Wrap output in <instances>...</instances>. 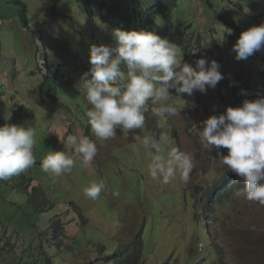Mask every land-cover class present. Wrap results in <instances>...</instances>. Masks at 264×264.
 Masks as SVG:
<instances>
[{
    "label": "rangeland",
    "instance_id": "374dc122",
    "mask_svg": "<svg viewBox=\"0 0 264 264\" xmlns=\"http://www.w3.org/2000/svg\"><path fill=\"white\" fill-rule=\"evenodd\" d=\"M55 1L57 9L52 11ZM115 1L0 0V118L3 124L34 126L36 128L37 149L35 148V155L41 160L50 150H64V143L60 141L59 136L66 139L68 135L75 132L82 136L87 135L97 141L98 153L94 160L101 164L102 170L111 182V190H117L116 193L105 189L106 196L101 195L97 200L86 198L83 189L88 186L89 177L84 174V171H88L90 176L92 174L88 167L80 166L61 177H56L61 182L63 191L71 192V197L73 196L77 202L81 203L77 205V210L84 213L85 227L90 226L87 233H78V236L81 237L80 240L97 243L98 238L95 234L97 226H100V232L103 233V237L99 236L101 243L105 236L107 243L116 241L114 242L116 245L132 242L143 232L144 258H146L147 264H163L171 258L174 263H177L178 258V264H198L201 260L200 255L196 252L184 251L185 244L182 240L190 246L196 238L194 226H198L203 221H200L197 215L194 217V213L201 204L200 199H207L206 190L214 188L212 183L221 176V171L225 168L220 160L213 159L215 152L209 153L203 149L198 128L206 116L214 115L215 109L220 114L226 108L211 89L206 94L201 93L195 102L197 110L196 107L191 106V103L184 108V101L171 96L170 100H175L178 107L177 115L169 118L152 116L147 121L146 127L143 130H135L134 134H123L117 129L114 138L107 141L97 140L91 132V126L85 115L90 105L80 94L76 85L80 76L91 67L89 62L91 44L99 45L100 41L113 48L116 47L112 37L113 31L101 30L107 27L101 19L108 11L109 5ZM145 1L152 5L159 0ZM177 1L178 5L175 9L183 12L186 17L192 16L181 25L182 27L192 19H194L192 21L193 29L208 28L213 23L211 19L203 15L207 8H202L198 0ZM212 1L217 9L222 10L224 7L230 6L229 0ZM256 2L257 0L244 2L248 9V16L260 13L262 4H259V7L254 10ZM178 16L181 15L175 12L170 21H176ZM87 26L91 27L90 36H87L86 33L84 35L82 32V30L85 31L84 27L87 31ZM94 33H97L95 37ZM177 36L180 37V34L177 35L176 32H173V42H177ZM206 36L208 35L206 34ZM93 37L97 42H92ZM206 40L210 41L208 38ZM230 49L215 59L222 67L221 72L224 68L230 70L233 75L240 72L254 73L256 70L264 68L261 57L255 58L253 55L247 60L237 61L236 53L232 51V48ZM195 56L205 57V54L197 52ZM46 57L53 65V72L59 73L58 77L61 83L59 88L64 105L52 102L47 97L43 98L38 93L36 81H39L42 74L47 71ZM172 94L175 95L174 90H172ZM182 98L188 101L190 97L184 94ZM208 103L210 105L206 108L205 104ZM185 114L190 116L189 120ZM158 120L162 127H157ZM149 130L156 135L167 137L163 144L165 151L176 146L194 156V167L187 183L181 181L177 174L173 182L176 180L178 186L173 188L170 186L172 182L165 184L159 180H153L148 175L150 157L142 145V138ZM75 159L79 161L80 157H75ZM94 160L89 164L92 167ZM37 177L46 186L48 180H42L41 178L44 176L41 174H38ZM49 182L52 188V180ZM32 184L35 185L32 193L38 197L36 187L39 186L43 192V186L38 181H27L24 183L27 186V192L31 191ZM187 186L190 191L188 197L184 194ZM170 187L173 189L165 191ZM80 192L82 193L79 194ZM15 194L9 195V197L14 198ZM145 198L150 202L149 204ZM9 199H0V264H43L46 257L42 255L46 252L52 254L50 256L51 264L85 262L88 256L83 250L80 251L78 258L77 250H69V253L64 250L61 253L57 252L60 247H56L57 242L54 240L59 214H61L63 223L75 219L74 223L65 226V228L70 234L77 232L76 216H79L77 210H70L68 216L66 215L67 204H62L60 212L56 210L51 218L41 212L40 218L44 222L40 223L39 218L21 215ZM238 199L243 201L242 197ZM180 200L182 208L189 202V207L183 208L184 218L180 210ZM203 205L204 202L201 206ZM220 206L224 210L220 215V225L215 227L213 224H208V228L215 237L217 245L223 248L227 254H232L236 264H244L243 250L239 247L240 222L247 210L244 206L237 208L233 200L222 203ZM44 208L45 210L49 209L47 206ZM20 227L23 228L20 229ZM138 233L140 234L135 237ZM43 234L44 240L42 238L34 239L35 235ZM60 240L58 245H73L72 242L75 241L65 237H61ZM76 242L79 247L85 246L84 242ZM50 244L52 246H49ZM112 249L110 247V251ZM96 255L95 253L91 254V256ZM206 259L207 261H203L201 264H216L215 253L211 262L205 254L204 260Z\"/></svg>",
    "mask_w": 264,
    "mask_h": 264
},
{
    "label": "clouds",
    "instance_id": "9594fccd",
    "mask_svg": "<svg viewBox=\"0 0 264 264\" xmlns=\"http://www.w3.org/2000/svg\"><path fill=\"white\" fill-rule=\"evenodd\" d=\"M163 1L171 4V1ZM198 1L200 3V0ZM208 1L212 3L209 4L214 7V10L209 7L208 3L201 2L202 8H207L203 15L214 22L216 11L220 9L215 8L212 0ZM229 1L237 2L240 0ZM259 4H262L260 13L249 15L256 18L257 21L255 22L258 26H252L243 31L237 42L230 47L236 53L235 59L237 61L247 60L253 55L258 58L264 52V0H257L254 10L259 7ZM244 7L247 14L248 9L245 4ZM175 12L181 15L176 19L180 25L192 17H186L183 12L177 9L172 11L171 17ZM193 20L183 27L181 26L180 33L186 31L188 25H192L193 29ZM106 26L105 29L101 30L113 31L112 37L116 47L113 48L100 41L99 45L91 44L89 47L91 67L80 76L76 85L80 94L85 97L88 105H90L85 115L91 126L92 134L99 141L114 138L117 129L123 134H134L137 129L143 130L152 116L169 118L178 114L177 104L175 100H170L171 96L184 101V108L191 103V106L196 107L197 110L198 107L195 102L201 93L206 94L209 89L213 90L214 95L220 98L226 110L218 114L219 111L215 109L214 115L206 116V119L200 122L198 129L200 130V142L203 149L209 153L215 152L213 159L220 160L225 168L221 171V176L212 183L214 188L206 190L207 199H200L201 204L204 202V205L201 206L200 204L194 213V217L197 215L203 223L194 226L187 221L195 227L196 238L190 246L182 240L185 244L184 251L198 253L201 257L198 264L207 261V259L204 260L205 254L211 262L214 253L216 264H236L233 255L227 254L223 248L217 245L215 237L208 228V224H213L215 227L220 225V215L224 212L220 204L233 200L237 208L244 206L247 210L240 222L239 247L243 250V262L244 264H264V74H262V69L256 70L254 73L240 72L231 75V71L224 68L221 72L222 67L215 60L217 59L215 57H211L213 60L210 62L206 55L200 57L194 54L187 57L188 53L184 51L182 43L178 40L179 36H177V42L172 41L173 32L164 34L160 29H153V31L143 28L123 30ZM208 28L198 27L193 30L199 31ZM258 51L260 52L256 53ZM236 76H243L251 82L250 85H256V88L252 90H255L253 94L256 99H245L240 106L236 102H232L226 80ZM222 82L224 96L219 95V85ZM172 90H174L175 95L172 94ZM184 94L190 97L188 101L182 98ZM242 94L247 95V92L242 90ZM209 105L210 103L205 104V107L208 108ZM185 117L187 120L190 119V116L186 114ZM157 127H162L159 120ZM36 136L37 131L34 126L25 127L24 125L9 123L0 126V181H3V184L12 180H16L18 183L20 181V189L25 194H30L36 200L44 199L43 201H46L44 191L46 192L51 188L50 182L47 179L45 186L42 181H39L40 178L37 177L33 166H41L46 175L54 178L61 177L65 173L71 172L72 169L76 170L81 166L88 167L92 171L91 176L88 171H84V174L89 177L88 186L83 189L86 198L97 200L101 195L106 196L105 189L111 193L117 192V190H111V182L107 174L102 170L101 164L94 160L98 153L96 140L75 132L68 135L66 139L59 136L60 141L64 143V150H50L41 160L35 155ZM166 140V136L156 135L149 130L142 138V145L150 157L148 175L153 180H159L165 184L172 182L173 184L171 183L170 186L175 188L178 183L176 180L173 182V180L177 174L184 183L189 181L190 173L194 167V156L176 146L165 151L163 144ZM75 157H80V160L76 161ZM93 160L94 166L92 167L89 164ZM45 178L44 176L41 179L44 180ZM27 181H38L42 184L44 191L42 192L38 186L36 187L38 197L34 196L32 191L35 185L32 184L31 191L27 192V186L24 185ZM218 181L221 183L217 184ZM173 188L170 187L165 191H170ZM188 193L190 191L187 186L184 194L188 197ZM104 196L103 198H105ZM239 197H242L243 201L238 199ZM76 203L81 204L77 201ZM147 203L150 202L147 200ZM45 206L49 208L48 205ZM45 206L40 205L41 212L51 218L56 210L55 212H52L51 209L45 210ZM188 207L189 202L184 204L183 208ZM183 208L180 200V210L184 218ZM83 214L82 212L76 216V222H80L77 223L78 230L76 233L65 234V226H70L67 225L68 222L61 226L58 236H56V232L54 233V240L57 242L56 247H60L57 252L61 253L64 250L69 253V250H77L78 258L80 251L83 250L88 258L85 262L78 263L79 261H75L74 264H147V260L144 258L145 241L142 231L141 234L138 233L135 236L140 234L136 240L116 245L114 243L116 241L107 243L105 236L101 243L103 233L100 232V226H97L95 227V234L98 242L92 243L90 241L87 243L80 240L81 237L78 236L79 232L87 233L90 228V226L85 227L86 220ZM83 220H85L84 223ZM83 225V230H81ZM100 235L102 236L99 237ZM61 237L80 243L84 242L85 246L79 247L75 241L72 242L73 245H58ZM41 238L44 240V236ZM136 241L140 247L143 246L142 252L138 251V253L132 254L131 245H134ZM110 247L113 248L111 251ZM92 253L97 255L91 256ZM51 255L49 252L42 255L47 258L44 262L42 260L43 264H48L47 260L50 261ZM163 264H178V258L177 263H174L173 258H171Z\"/></svg>",
    "mask_w": 264,
    "mask_h": 264
},
{
    "label": "trees",
    "instance_id": "16d2710c",
    "mask_svg": "<svg viewBox=\"0 0 264 264\" xmlns=\"http://www.w3.org/2000/svg\"><path fill=\"white\" fill-rule=\"evenodd\" d=\"M171 1V0H169ZM177 0L171 1V4L165 2L163 0H159L156 4H147L145 0H116L107 8L108 11L103 15L102 22L113 28H121L123 30H138V28H143L144 30L153 31V29H160V31L164 34H170L171 32H176L177 35L181 31V25L176 21H170L172 18V11L177 7ZM210 3L208 0H200V3ZM209 4V7L214 10V7ZM57 2L55 1L52 5V11L57 9ZM229 7H224L222 10L216 11L214 16V22L212 26L205 30L195 31L192 29V25H188L186 27V31L180 33V37L178 40L182 43V47L186 53H188L187 57L196 54L197 52H201L206 55L209 62L213 60L211 57H220L223 52L228 51L231 46H233L241 33L252 26H258L255 17L248 16L246 14V10L244 7V3L242 0L234 2L229 1ZM169 18V19H168ZM90 25V23H88ZM88 25V26H89ZM87 31L84 27L82 30L83 34H87L90 36L91 27L88 28ZM96 30V29H95ZM97 33H94V37ZM206 34L208 36H206ZM170 36V35H169ZM94 37L92 38V42L94 41ZM210 41H207L206 39ZM260 51L256 52L259 53ZM262 60L264 61V52L260 54ZM46 68L47 71L42 74V78L39 81H36L37 90L41 97L52 100V102L59 103L64 105L61 99V90L59 85L61 83L59 81L58 74L53 72V65L47 60L46 57ZM262 74H264V69L261 70ZM224 82V80H223ZM223 82L219 85V95L224 96L223 92ZM229 87V93L232 97V102H236L238 106L242 105V102L245 99L254 100L256 99L255 92L252 91L256 88L255 84L250 85L251 82L243 76L231 77L226 80ZM242 90L247 92V95L242 94ZM2 119L0 118V126H3ZM86 126V125H85ZM88 127V126H87ZM33 168L36 170V175L41 174L45 176L46 180H52L53 186L49 190L45 192L46 201L33 198L30 194H25L21 187V182L19 183L16 180H12L9 183L3 184V181H0V199L12 201V205L16 207V209L21 213V215L25 217H34L39 218L40 223L44 220L40 218L41 208L40 205L43 206L48 205L49 209L58 210L60 212V207L62 204H67L66 206V215L70 213V210L76 211L77 205L74 197H71V192L65 193L64 188L61 186V182L56 178L50 175H46L41 169V166L34 165ZM221 183L218 181L217 184ZM15 197L11 198L9 195L15 193ZM59 190V192H58ZM54 196H51V195ZM81 194V192L79 193ZM9 197V198H8ZM69 199V200H68ZM17 211V212H18ZM77 213L82 214V211L77 210ZM59 219L56 223V236L59 235V230L61 226H64L62 223L61 214H59ZM69 216V215H68ZM49 221V220H48ZM46 221V222H48ZM75 222V219H70L67 225H71ZM85 220H83V223ZM78 224L80 222H77ZM47 226V224L45 223ZM23 227H20L22 229ZM19 229V230H20ZM65 234L68 235L67 229H64ZM43 235L34 236V239H40ZM75 243L77 244L76 240ZM39 247V245H38ZM132 247V254L142 252L143 246H139V243L136 241ZM47 259V258H46ZM45 259V260H46ZM31 260V257L28 259ZM49 260L47 263L49 264ZM32 263H34L32 261Z\"/></svg>",
    "mask_w": 264,
    "mask_h": 264
}]
</instances>
